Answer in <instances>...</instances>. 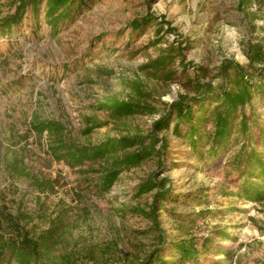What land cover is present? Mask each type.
<instances>
[{
    "label": "rangeland",
    "instance_id": "rangeland-1",
    "mask_svg": "<svg viewBox=\"0 0 264 264\" xmlns=\"http://www.w3.org/2000/svg\"><path fill=\"white\" fill-rule=\"evenodd\" d=\"M17 1L0 0V19L16 11ZM44 5L39 27L29 9L12 36L0 34V217L5 230L13 218L31 236L66 225L41 264H63L70 256L75 264H106L117 249L144 256L157 243L152 222L135 211L152 201L153 192L136 191L158 172L172 180L177 198L165 201L160 212L168 239L193 236L199 248L206 239L209 247L196 261L168 258L175 261L170 264H264V200L239 195L247 186L245 167L235 163L251 147L264 156V93L229 120L222 138L214 139L211 117L201 127L197 147L169 131L168 169L150 160L124 172L104 194L96 190L94 172H80L98 165L74 169L55 160L48 134L34 126L38 118L60 121L83 144L148 130L165 103L187 93L197 75L212 80L226 59L248 65L243 43L264 38V0H84L55 34L44 20ZM150 16L152 22L133 29V21ZM180 44L185 60L180 64L177 58L168 69L174 72L171 78L141 70ZM199 66L207 69L204 76ZM136 77L144 81L157 113L119 119L95 108L107 95L131 98L128 81ZM90 116L104 125L84 136ZM13 164L50 180L53 189H39L12 170ZM3 259V264H20L8 251Z\"/></svg>",
    "mask_w": 264,
    "mask_h": 264
},
{
    "label": "trees",
    "instance_id": "trees-1",
    "mask_svg": "<svg viewBox=\"0 0 264 264\" xmlns=\"http://www.w3.org/2000/svg\"><path fill=\"white\" fill-rule=\"evenodd\" d=\"M17 2L16 11L0 19L2 36H12L15 28L24 21L29 9L37 17L38 22L43 3H45L44 20L55 34L60 30L61 25L72 20L76 16V10H80L84 5V0H18ZM151 18L150 16L133 21V29L137 30L144 23L152 22L153 20H149ZM37 24L39 27V22ZM243 45V51L249 60L247 66L226 59L212 80H203V77L197 75L189 81L192 88L187 93L181 92L171 103H165V111L159 114L148 130L128 131L118 136H107L98 143L83 144L67 133L64 124L60 121L38 118L34 122L35 129L40 134L45 132L48 134L49 148L55 160L64 162L74 169L83 168L87 163L98 165L95 169L84 168L80 172L96 174V190L101 194L110 191L124 172L140 167L150 160H156L160 170H166L168 169L166 158L170 146L169 131L177 137L187 139L191 146L197 147L202 137L201 127L205 126L204 124L211 117L214 118L216 126L214 139L222 138L227 133L229 120L251 103L256 96L264 93V38L258 41H247ZM185 49L181 44L172 46L170 52L159 55L143 65L141 70L146 74L162 72V78H171L174 72L168 69L177 58H180V64L184 62ZM184 66L185 70L186 65ZM199 69L204 76L207 69L203 66H199ZM128 88L131 90V98L107 95L95 105V108L119 119L141 113L158 112V108L150 102L151 93L145 89L141 77L128 81ZM210 102L216 104L211 107ZM103 125L104 122L97 118L87 117L86 127L83 130L84 136ZM235 163L245 167L242 178L247 186L239 195L245 200L263 201L264 156L251 147L248 152L247 149L245 153L241 152ZM12 170L25 174L43 191L53 189L50 180L33 175L27 171L26 166L17 167L13 164ZM249 182L250 185H248ZM172 188V180L168 176L161 178L158 172L151 173L141 181L136 194L153 192V198L144 208L136 209L135 213L141 214L152 222L150 231L154 233L157 245L144 256L117 249L113 259L109 261L111 263L105 261L106 264H170L175 261L168 258L177 257L190 263L198 260L201 252L208 250L207 239L203 241L201 248L198 247V241L193 236L186 239H168L165 229L161 226L160 212L165 208V201L171 202L177 199ZM2 222L0 217V264L4 263L3 256L6 251L9 252L10 259L20 264H41L42 255L59 243V239L66 230V225H51L49 229L31 236L30 231L20 225L19 218L10 219L7 230ZM108 249L109 247L103 251V254H106ZM63 264H75L73 257L63 259Z\"/></svg>",
    "mask_w": 264,
    "mask_h": 264
}]
</instances>
